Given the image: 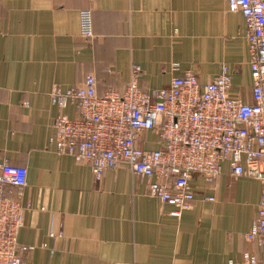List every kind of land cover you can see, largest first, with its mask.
Here are the masks:
<instances>
[{"label": "crops", "instance_id": "0c3cea01", "mask_svg": "<svg viewBox=\"0 0 264 264\" xmlns=\"http://www.w3.org/2000/svg\"><path fill=\"white\" fill-rule=\"evenodd\" d=\"M85 10L93 11L91 39L81 36ZM133 66L143 90L169 88L187 72L205 86L227 66L232 95L252 102L246 23L228 0H0V163L28 170L26 187L6 188L26 208L22 260L229 264L245 252L264 260V248L244 238L263 186L234 178L228 163L212 183L193 175L195 200L174 217L127 166L97 180L90 165L49 146L56 118L79 116L75 106L52 103L54 87L68 90L92 75L98 96L124 94ZM139 145L161 147L152 132Z\"/></svg>", "mask_w": 264, "mask_h": 264}, {"label": "built area", "instance_id": "2783aa9c", "mask_svg": "<svg viewBox=\"0 0 264 264\" xmlns=\"http://www.w3.org/2000/svg\"><path fill=\"white\" fill-rule=\"evenodd\" d=\"M228 4L246 23L252 102L232 95L227 66L205 86L187 72L174 77L169 88L150 90L141 88L142 70L133 66L126 92L103 97L98 96L96 78L89 75L74 88L54 87L52 103L61 109L75 106L79 116L59 115L49 146L90 165L97 180L107 170L127 166L134 176L149 181L150 197L174 208V217L189 210L195 200L192 176L212 183L228 163L234 178L257 180L263 186L258 220L244 238L264 248V0H228ZM80 22L81 36L93 38V11H82ZM145 132L156 134L161 147L141 148ZM27 184L26 168L0 163V264H26L18 243L26 208L6 188L21 190ZM229 264H264V260L245 252L241 263Z\"/></svg>", "mask_w": 264, "mask_h": 264}]
</instances>
